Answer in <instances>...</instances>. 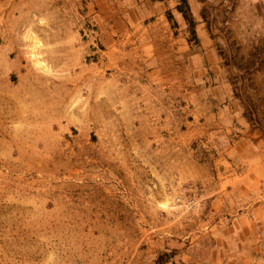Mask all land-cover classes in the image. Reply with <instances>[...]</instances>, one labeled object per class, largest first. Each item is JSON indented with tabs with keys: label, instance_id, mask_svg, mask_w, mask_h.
Returning a JSON list of instances; mask_svg holds the SVG:
<instances>
[{
	"label": "rangeland",
	"instance_id": "rangeland-1",
	"mask_svg": "<svg viewBox=\"0 0 264 264\" xmlns=\"http://www.w3.org/2000/svg\"><path fill=\"white\" fill-rule=\"evenodd\" d=\"M135 8L0 0V264H225L236 246L226 219L256 196L232 141L258 116L216 89L226 51Z\"/></svg>",
	"mask_w": 264,
	"mask_h": 264
},
{
	"label": "crops",
	"instance_id": "crops-1",
	"mask_svg": "<svg viewBox=\"0 0 264 264\" xmlns=\"http://www.w3.org/2000/svg\"><path fill=\"white\" fill-rule=\"evenodd\" d=\"M135 1V9L145 11L149 18L172 16L179 24L190 18L195 36L189 44L209 57L218 51L228 53L225 59L232 79L216 89L227 97H240L242 104L236 103L232 112L257 115L258 120L254 124L246 122V127L256 132V141H232L242 149L236 156L240 164L237 176L242 180L240 195L253 194L256 199L247 204L241 200L237 213L226 219L225 237L236 246L228 251L231 255L227 260L231 262L226 260L225 264H264V0ZM236 81L238 86L232 84ZM245 148L256 152L244 154ZM236 173L233 169L231 174Z\"/></svg>",
	"mask_w": 264,
	"mask_h": 264
},
{
	"label": "trees",
	"instance_id": "trees-1",
	"mask_svg": "<svg viewBox=\"0 0 264 264\" xmlns=\"http://www.w3.org/2000/svg\"><path fill=\"white\" fill-rule=\"evenodd\" d=\"M184 3H185V6L187 7V3H186V1H184ZM185 19H186V21L188 22V23H190L191 24V19L190 18H188V17H185ZM190 34H191V36L192 37H194L195 35H194V31L193 30H191L190 29Z\"/></svg>",
	"mask_w": 264,
	"mask_h": 264
}]
</instances>
